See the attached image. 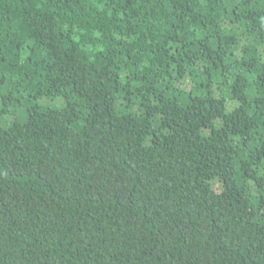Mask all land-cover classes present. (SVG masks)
Returning a JSON list of instances; mask_svg holds the SVG:
<instances>
[{"label": "trees", "instance_id": "1", "mask_svg": "<svg viewBox=\"0 0 264 264\" xmlns=\"http://www.w3.org/2000/svg\"><path fill=\"white\" fill-rule=\"evenodd\" d=\"M0 264H264V0H0Z\"/></svg>", "mask_w": 264, "mask_h": 264}, {"label": "rangeland", "instance_id": "2", "mask_svg": "<svg viewBox=\"0 0 264 264\" xmlns=\"http://www.w3.org/2000/svg\"><path fill=\"white\" fill-rule=\"evenodd\" d=\"M46 103H49L51 106H59L60 105V101L59 100L47 101Z\"/></svg>", "mask_w": 264, "mask_h": 264}]
</instances>
